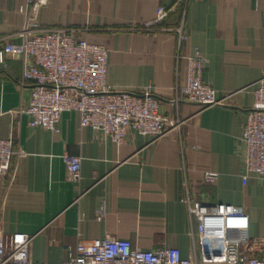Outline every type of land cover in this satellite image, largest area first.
<instances>
[{
	"label": "crops",
	"instance_id": "1",
	"mask_svg": "<svg viewBox=\"0 0 264 264\" xmlns=\"http://www.w3.org/2000/svg\"><path fill=\"white\" fill-rule=\"evenodd\" d=\"M45 1L32 12L28 0H0V49L23 42L31 16L32 34L73 29L108 49L110 89L141 94L151 87L177 124L155 142L130 131L121 146L81 128L77 112L63 114L58 133L32 128L22 112L32 86L20 85L23 62L7 56L0 139L12 136L23 155L15 179L0 178V234L30 236L31 259L42 264H60L79 242L108 237L142 251L177 248L187 258L197 229L184 203L187 187L197 201L243 208L248 238L264 237V183L246 175L241 142L264 76V0H186L151 31L142 25L177 0ZM182 28L188 39L180 43ZM195 48L206 59L203 82L225 98L220 105L171 102L187 84L186 57ZM64 155L81 158L80 181H68Z\"/></svg>",
	"mask_w": 264,
	"mask_h": 264
},
{
	"label": "built area",
	"instance_id": "2",
	"mask_svg": "<svg viewBox=\"0 0 264 264\" xmlns=\"http://www.w3.org/2000/svg\"><path fill=\"white\" fill-rule=\"evenodd\" d=\"M28 2L32 12L46 3L45 0ZM185 3L186 0H177L169 9L160 7L156 17L141 29L153 30ZM33 20L31 16L20 33L21 44H7L0 49V64L6 65L7 56L23 62L20 85L31 84L32 100L22 112L31 117L32 128L58 133L63 114L77 112L81 128H91L121 146L130 131L155 142L177 124L161 112L160 101L151 87L141 94L109 88L107 48L80 39L73 29L56 28L32 34ZM178 32L180 43L188 39L183 28ZM186 59L187 84L177 89L171 102L196 104L204 109L222 104L225 98H219L216 90L202 80L206 59L201 50L195 48ZM241 142L246 147L243 159L246 175L264 183V76L256 84ZM22 155L16 150L12 136L0 139V178L15 179L16 160ZM63 160L68 181H80L81 158L64 155ZM205 178L213 183L216 175L206 173ZM185 191L184 203L197 224L193 234L196 247L191 256L183 258L177 248L142 251L128 240L108 237L79 242L69 249V258L60 264H264V237L248 238L247 214L243 208L203 203L192 198L187 187ZM31 245L32 238L28 235L0 234V264H42L32 261Z\"/></svg>",
	"mask_w": 264,
	"mask_h": 264
}]
</instances>
